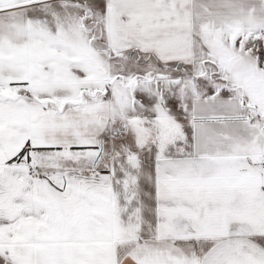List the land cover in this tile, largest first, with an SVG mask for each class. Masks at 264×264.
I'll use <instances>...</instances> for the list:
<instances>
[{
  "label": "snow or ice",
  "instance_id": "obj_1",
  "mask_svg": "<svg viewBox=\"0 0 264 264\" xmlns=\"http://www.w3.org/2000/svg\"><path fill=\"white\" fill-rule=\"evenodd\" d=\"M0 264H264V0H0Z\"/></svg>",
  "mask_w": 264,
  "mask_h": 264
}]
</instances>
